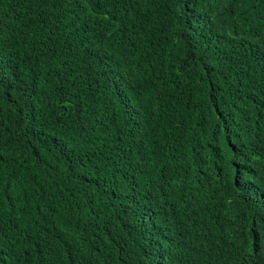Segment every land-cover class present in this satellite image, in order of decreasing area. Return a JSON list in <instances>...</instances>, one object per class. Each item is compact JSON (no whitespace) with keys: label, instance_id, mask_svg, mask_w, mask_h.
<instances>
[{"label":"trees","instance_id":"16d2710c","mask_svg":"<svg viewBox=\"0 0 264 264\" xmlns=\"http://www.w3.org/2000/svg\"><path fill=\"white\" fill-rule=\"evenodd\" d=\"M0 264H264V0H0Z\"/></svg>","mask_w":264,"mask_h":264}]
</instances>
